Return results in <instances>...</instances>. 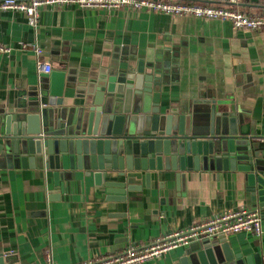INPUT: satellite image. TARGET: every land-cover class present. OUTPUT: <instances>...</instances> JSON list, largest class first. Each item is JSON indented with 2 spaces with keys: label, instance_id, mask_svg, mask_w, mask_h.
I'll list each match as a JSON object with an SVG mask.
<instances>
[{
  "label": "crops",
  "instance_id": "obj_1",
  "mask_svg": "<svg viewBox=\"0 0 264 264\" xmlns=\"http://www.w3.org/2000/svg\"><path fill=\"white\" fill-rule=\"evenodd\" d=\"M213 2L264 14V0ZM21 42L35 43L42 54L20 50ZM0 44L11 48L0 54V114L36 107L50 74L63 76L62 105H91L99 76L115 75L150 55L158 68L162 109L187 112L191 125L200 128L209 125L212 110L224 114L251 137L255 159L264 164V31L237 29L227 20L128 8L45 5L35 27L20 11L0 10ZM37 61H48L51 71L39 72ZM64 157L71 168L59 169L62 188L54 184L55 168L0 163V255L10 260L5 264H43L46 252L55 264H80L129 245H146L226 210L252 209L245 173L237 170L185 171L178 188L172 173L155 172L149 188L126 190L119 200L97 184L86 165L93 156ZM113 173L107 179H115ZM260 215L259 236L239 232L222 237L232 254L259 253L264 259ZM185 248L142 264H175Z\"/></svg>",
  "mask_w": 264,
  "mask_h": 264
},
{
  "label": "water",
  "instance_id": "obj_2",
  "mask_svg": "<svg viewBox=\"0 0 264 264\" xmlns=\"http://www.w3.org/2000/svg\"><path fill=\"white\" fill-rule=\"evenodd\" d=\"M153 63L148 55L115 75L99 76L92 104L77 107L62 105L63 76L50 74L35 109L0 114V163L7 168H55L54 184L62 188L59 169L71 168L65 154H89L93 157L86 165L97 184L119 200L126 190L149 188L155 172L172 173L178 188L185 171L237 170L245 173L252 210L264 214V164L255 159L251 137L214 110L209 125L200 128L191 125L187 112L162 109ZM112 173L115 179H107ZM222 237L189 244L175 264H264L259 253L232 254ZM7 261L0 255V264Z\"/></svg>",
  "mask_w": 264,
  "mask_h": 264
},
{
  "label": "built area",
  "instance_id": "obj_3",
  "mask_svg": "<svg viewBox=\"0 0 264 264\" xmlns=\"http://www.w3.org/2000/svg\"><path fill=\"white\" fill-rule=\"evenodd\" d=\"M214 0H0V10H17L26 15L30 26L35 27L39 9L45 5H72L89 9L128 8L146 12L162 13L170 16H193L197 18L229 21L234 28L264 31V14H246L238 9L216 4ZM20 50H32L34 55L42 54L35 43L21 42ZM11 48L0 44V54L8 53ZM39 72L49 73L48 61H37ZM239 232L261 234V215L258 210L240 208L226 210L212 217L199 220L188 227L181 228L152 239L146 245H129L114 254L101 255L80 264H142L157 259L166 252L203 239L226 236ZM43 264H55L50 252H46Z\"/></svg>",
  "mask_w": 264,
  "mask_h": 264
}]
</instances>
